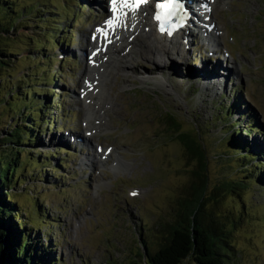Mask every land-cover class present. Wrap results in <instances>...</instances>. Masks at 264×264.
<instances>
[{
  "label": "rangeland",
  "instance_id": "1",
  "mask_svg": "<svg viewBox=\"0 0 264 264\" xmlns=\"http://www.w3.org/2000/svg\"><path fill=\"white\" fill-rule=\"evenodd\" d=\"M13 1L16 9L40 1L59 15L53 16L60 29L54 33L62 47L46 55L32 52L29 38L42 31L19 23L13 37L4 40L6 50L16 54L11 57L13 64L0 69V143L7 125L15 122L7 110L13 104L7 90L18 86L20 77L31 79L34 89L48 90L58 107L31 148L40 161L56 153L63 169L35 166L27 163L26 154L19 155L27 164L20 170L19 186L12 189L14 221L31 236L50 242L57 264L129 263L142 249L138 233L144 224L150 226L145 234L151 247L159 237L155 226L173 223L197 161L186 159L169 116L176 122L181 119L183 126L177 130L198 139L206 149L208 196L221 181L235 180L231 170L238 165L234 155L231 166L220 161V150L225 147L217 142L219 128L212 122L221 97L227 94L229 101L237 102L243 113L259 123L262 133L257 144L264 149V0H221L217 5L219 32L206 26L205 30L217 39L214 46L222 62L214 57L213 44L199 31L200 24L194 22L192 31L188 25L183 31L189 41L179 40L184 47L175 53L166 49L163 64L157 55L148 59L139 55L144 51L140 43H152L142 33L127 54L113 53L110 64L105 63L109 56H104L103 62L93 66L91 57L97 53L92 50L93 33L107 20L109 0ZM213 1H209L212 7ZM140 15L141 21H149ZM225 50L232 58L225 56ZM47 57L53 60L49 62L52 68L40 69ZM58 65L63 66L62 72ZM28 84L24 89H29ZM87 121L95 126L90 136L85 132ZM69 133L92 147L67 140ZM98 147L111 148V159L103 164L96 154ZM233 152L229 150L230 156ZM86 157L98 164L90 166ZM206 205L231 218L227 228L233 232L237 264H264V194L247 185L221 191Z\"/></svg>",
  "mask_w": 264,
  "mask_h": 264
},
{
  "label": "trees",
  "instance_id": "2",
  "mask_svg": "<svg viewBox=\"0 0 264 264\" xmlns=\"http://www.w3.org/2000/svg\"><path fill=\"white\" fill-rule=\"evenodd\" d=\"M53 16L59 15L40 1H31L16 9L13 0H0V69H8L13 64L11 57L16 54L6 50L7 44L4 40L13 37L18 31L19 23H22L24 28L42 31L29 38L32 52L46 55L53 52V49L62 47L54 33L60 29L54 25L57 21ZM57 20H60V17ZM51 42L53 48L50 46ZM51 60L47 57L40 69L45 66L52 68L49 65ZM59 67L62 72L63 66ZM194 77L197 78V75L191 78ZM20 78L18 86L7 90L8 94L12 95L9 101L13 103L7 110L12 112L10 119L15 122L7 125L6 137L1 139L0 143V264H57L52 244L43 242L38 236H31L30 232L24 231V227L14 221L16 203L12 189L16 185L19 186L17 180L20 170L25 168L27 163L35 166L48 165L55 170L63 169V163L55 159L56 153H51L50 157H45L46 160L40 161L31 148L40 134L44 133L42 129H46L54 119L52 112L58 108L54 96L48 94V90L34 89L35 85L33 86L31 79ZM39 81L48 84L47 80ZM27 83L28 90L23 87ZM228 94L231 95L232 90ZM229 99L227 94L221 97L223 102L218 105L212 123L217 124L219 128L220 136L217 142L225 147L223 151L220 150V161L231 166V157L236 156L238 165L234 164L231 170L235 180L221 181L208 196L204 145L187 134L177 135L179 126H175L168 118L177 138L185 147L183 153L186 159H195L197 168L193 172L187 196L180 203V210L173 223L155 226L159 237L153 241L151 247L146 244L149 237L145 234L150 226L144 224L143 231L138 233V242L142 249L133 260L125 264H185L188 260L193 264H237L238 252L234 249L233 232L227 228L232 224V221H229L231 218L216 214L206 203L221 191L230 192L247 185L264 194V149L257 144L258 133H262L259 123L252 115L243 113L237 102H231ZM15 117L19 118L16 120ZM230 149L234 151L231 156ZM22 154H26L25 164L19 158ZM41 213L42 217L47 214L43 209ZM35 225L39 230L40 227Z\"/></svg>",
  "mask_w": 264,
  "mask_h": 264
},
{
  "label": "bare ground",
  "instance_id": "3",
  "mask_svg": "<svg viewBox=\"0 0 264 264\" xmlns=\"http://www.w3.org/2000/svg\"><path fill=\"white\" fill-rule=\"evenodd\" d=\"M180 1L183 2L185 5V9L182 13L187 14L184 22H186L187 25L190 26L189 32L194 29L192 25L194 22L200 24L199 31H202L203 34L206 36V38L209 39V43L213 44L212 47L214 51L216 48V46H214L215 45L214 43L217 41V39L205 30V26L210 30H215V32H219L218 23L215 19H217L216 15L218 13L216 7L221 0L213 1L212 4H215L214 7H212V5L209 4V1H205V0H180ZM222 1L223 3L227 2V0H222ZM127 7H128V3L122 4L121 2H118L116 5L112 7L108 4L107 15H106L107 20L104 22V25L102 26V29H100V31H96L93 33L94 40L92 41L91 45L93 48L92 50H97V54L96 55H93V53L91 54L93 55L90 62L91 65L97 64L99 62H103L104 56L107 57L109 56L105 63L110 64L111 63L110 56L113 53H117V56L120 55V53L127 54L126 50L127 49L130 50L135 46V41L138 40L140 34L142 33H144V35H142L143 38H149V39L152 38V43L149 45H147L145 42L140 43V46L144 49V51H142L139 55H143L144 57H147V59L149 55H157L162 60L161 62H158L160 64L164 63L163 58L165 57L166 49H170L171 50L170 53H175L177 49L184 47L183 43L179 45V40L185 42L189 41V37L184 35L185 33L183 32L186 28H176L174 29L172 36H170L166 32L158 31L156 29V26L152 24L150 20L149 21L140 20L138 15L141 12L140 10H142L143 8L142 5L140 6V9L135 11L134 13L128 11ZM212 19L215 20L216 22H212V21L209 22V20ZM142 26L144 27L142 28ZM105 32L109 34L107 39L104 38ZM145 33L148 36H145ZM218 39H220V36H218ZM121 43H125V44L119 47ZM217 53L218 50H215L214 57L217 60L221 61L222 58H218ZM227 53L232 58V55L228 51ZM105 63H103V65ZM121 68L122 67L120 66V69ZM92 69L94 68L92 67ZM122 72L135 73L133 70H129V69H122ZM102 74L103 72H101V76L104 75ZM87 84H89V80H87ZM205 91H209V90H205ZM86 95L87 92L82 97L85 100L87 98ZM86 124H87V128H85V132H88L89 136L90 134H94L95 132L94 129L95 126H93L94 124L92 125L90 121H87ZM65 137L67 138V140L72 139L77 144H80L82 148H86V146L87 147L89 146V144L85 142L83 138L79 139L76 134L73 135L69 133ZM110 151L111 148L102 149L98 147V150H96V154H99L100 163H102L101 161H106L108 158L109 160L111 159V157L109 156ZM86 159L90 162V166H94L98 164L97 163L98 161L95 163V160L92 162L90 158L86 157ZM116 161H118V158L116 159ZM79 164L81 165L84 163L80 162Z\"/></svg>",
  "mask_w": 264,
  "mask_h": 264
},
{
  "label": "water",
  "instance_id": "4",
  "mask_svg": "<svg viewBox=\"0 0 264 264\" xmlns=\"http://www.w3.org/2000/svg\"><path fill=\"white\" fill-rule=\"evenodd\" d=\"M169 118L171 119V121L173 122V123H175V126H183L182 125V123L181 122H183L181 119H178L177 121L178 122H176L173 118H171V116H169ZM173 119V120H172ZM179 128V127H178ZM179 133H180V131H179ZM180 134H186V133H180ZM178 135V134H177ZM206 156V155H205Z\"/></svg>",
  "mask_w": 264,
  "mask_h": 264
},
{
  "label": "snow or ice",
  "instance_id": "5",
  "mask_svg": "<svg viewBox=\"0 0 264 264\" xmlns=\"http://www.w3.org/2000/svg\"><path fill=\"white\" fill-rule=\"evenodd\" d=\"M113 2L115 3L116 0H113ZM120 2H121L122 4H127V3H129V0H120ZM132 2H140V0H132Z\"/></svg>",
  "mask_w": 264,
  "mask_h": 264
}]
</instances>
